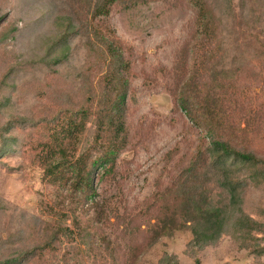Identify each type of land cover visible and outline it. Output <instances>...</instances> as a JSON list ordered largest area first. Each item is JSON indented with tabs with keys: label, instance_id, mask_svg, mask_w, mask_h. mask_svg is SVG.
<instances>
[{
	"label": "rangeland",
	"instance_id": "obj_1",
	"mask_svg": "<svg viewBox=\"0 0 264 264\" xmlns=\"http://www.w3.org/2000/svg\"><path fill=\"white\" fill-rule=\"evenodd\" d=\"M231 3L235 20L230 29L236 35L234 41L243 45L240 56L246 61L222 79L223 96L230 98L222 119L242 132L238 135L250 150L264 154V55L257 56V50L264 53L263 3H258L252 17L248 0ZM86 8L84 0H0V80L5 79L0 86V130L12 118L48 117L76 103L89 84L97 85L101 72L95 62L97 52L83 51L76 41L71 42L72 56L62 67H41L71 19L76 33L88 31L91 39L95 31L106 36L114 32L131 59L128 147L120 153L116 178L97 187L99 201L91 205L81 201L70 181L53 183L30 159L20 156L27 146L24 141L16 146L12 138L20 142L24 134L33 132L31 127L4 133L16 152L8 150L0 156V260L66 228L62 243L43 254L38 264H196V260L200 264H264V251H260L264 233L257 231L239 235L229 228L201 248L193 244L186 228L162 236L151 246L145 243L147 201L173 181L204 141L173 97L175 67L185 45L192 49L189 73L211 56L207 41H192L196 27L190 0L120 3L106 19L93 23L85 19ZM200 46L202 50L197 49ZM92 130L90 121L81 146L89 143ZM33 137L36 141L37 136ZM243 211L264 228V185L244 188Z\"/></svg>",
	"mask_w": 264,
	"mask_h": 264
},
{
	"label": "trees",
	"instance_id": "obj_2",
	"mask_svg": "<svg viewBox=\"0 0 264 264\" xmlns=\"http://www.w3.org/2000/svg\"><path fill=\"white\" fill-rule=\"evenodd\" d=\"M129 1L135 0H84L87 4L85 19L91 23L104 20L114 5ZM231 1L190 0L195 10L196 27L192 41L198 44L207 41L211 56L204 65V62L200 63L199 68L194 67L193 73H189L187 59L192 49L185 45L175 67L173 97L188 122L202 132L204 141L173 181L147 201L144 210L148 217L147 246L183 228L190 231L192 242L198 248L214 243L229 228L239 235H250L254 231L264 233L263 226L243 211L244 188L250 185L259 189L264 185V154L250 150L238 135L242 132L234 131L222 119L226 103H230V98L223 96L225 83L222 79L228 71L246 61L241 59L243 45L234 41L236 35L230 29L235 20ZM258 3H263L264 8V0H248L250 17ZM260 14L264 26V9L261 8ZM67 25L50 46L41 67L48 70L62 67L72 56L71 42L76 41L75 45H81L83 51L97 52L95 62L101 70L97 85L89 84L84 96L76 103L38 121L8 120L0 130V156L8 150L16 152L10 148L11 143L4 133L17 127H31L33 132L24 134L18 139L20 142L12 138L16 146L21 147L23 141L27 146L26 150L19 151L20 156L30 159L53 183L70 181L83 203L95 205L99 201L97 187L116 178L120 153L129 144L127 111L132 62L124 54L114 32H108L106 36L95 31L94 39H91L88 31L76 33L71 19ZM73 36L76 38L70 40ZM202 47L197 49L202 50ZM257 51V56L264 55ZM88 57L89 54L86 60ZM45 59L49 61L44 64ZM77 73L72 77L80 74ZM4 81V78L0 80V86ZM90 121L93 130L89 143L83 147L81 138ZM39 125L46 129L38 131ZM216 191L217 199L214 197ZM65 235L66 228L49 233L39 244L16 250L15 255L0 260V264H38L40 257L53 252ZM195 262L200 264L199 260Z\"/></svg>",
	"mask_w": 264,
	"mask_h": 264
}]
</instances>
